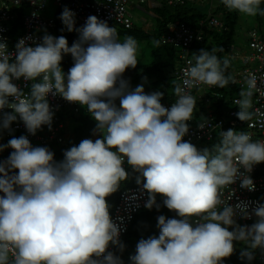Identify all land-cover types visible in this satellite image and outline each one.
I'll return each mask as SVG.
<instances>
[{"label":"clouds","instance_id":"obj_1","mask_svg":"<svg viewBox=\"0 0 264 264\" xmlns=\"http://www.w3.org/2000/svg\"><path fill=\"white\" fill-rule=\"evenodd\" d=\"M31 2L43 6L42 0ZM221 3L230 12L264 17V0ZM60 19L68 32L78 33L71 46L65 36L46 30L41 37L20 39L14 51L0 37V132L11 131L18 119L33 136L44 126L51 130V95L85 108L100 138L82 139L59 161L50 148L33 146L25 135L0 144V152L12 149L0 160V264H123L109 250H125L123 217L120 223L112 218L107 198L133 173L141 195H147L143 206L159 210L160 195L178 218L159 215L158 237L141 238L130 264H223L236 243L243 245L241 260L251 262L256 250L264 252V203L231 204L234 189L224 198L225 189L237 181L240 188L255 191L250 173L264 163V140L234 128L221 130L211 147L198 148L184 139L196 115L191 89L235 83L228 72L235 57L221 58L224 48L215 46L194 52L182 81L171 82L176 99L169 108L161 103L163 92H146L142 84L131 89L124 78L140 62L135 37L121 40L115 26L95 15L76 27L75 13L67 7ZM160 43L152 41L156 48ZM65 55L73 60L67 73ZM244 79L247 90L240 91L236 116L249 122L258 112L252 111V97L260 88L254 73ZM21 80L27 91L15 83ZM197 127L209 129L210 120L200 116ZM237 218L255 219L241 225Z\"/></svg>","mask_w":264,"mask_h":264},{"label":"built area","instance_id":"obj_2","mask_svg":"<svg viewBox=\"0 0 264 264\" xmlns=\"http://www.w3.org/2000/svg\"><path fill=\"white\" fill-rule=\"evenodd\" d=\"M203 1L205 0H165V4L170 7H178ZM145 2L146 0H140L141 4ZM42 3L43 6L41 7L40 3L33 4L31 0H19L18 3L17 0H0V37H3L7 41L10 51H14L16 43L24 37H41L45 30L47 33L55 36L56 18L54 17V13L50 17L45 15L50 3L54 5L55 10L65 7L72 10L75 13L76 27L84 25L87 17L90 15L107 20L110 26L131 29L134 25L133 17L129 9L131 0H42ZM23 5H26L27 8L22 16H20L22 31L18 35H14L15 25L19 20V13ZM206 26L220 29L222 28V23L218 17H211L207 21H202L200 28H193L182 22H173L167 25L166 31L161 37V43L172 46L178 52V63L174 70V77L177 82L182 81L183 71L189 66V61L193 60L191 55L193 44L203 41L204 35L202 29ZM72 34L73 38L69 46L78 38V33L73 31ZM247 41L250 53L241 55L232 47L228 54L235 57L232 60L233 62L238 60L242 61V68L233 71L235 83L232 84L238 87L239 96L231 100V106L224 110L222 117H217L215 114L217 108H207L206 112L200 109V105L206 107L211 106V98H222V95L215 90V87L200 85L191 89V94L197 98L196 115L194 120L190 122V131L184 138L185 140H190L194 145L198 143L209 144L219 139V132L221 130H227L229 128H234L237 131H246L251 135L253 140H264V127H262V123H264V95L261 94L264 92V84L260 82V79L264 78V28L257 27L251 29L248 32ZM248 73H254L258 78L257 87L260 88V91L254 92L252 97V111L257 112L258 110V112L254 115L252 121L241 122L236 116L238 111L236 101L241 99L240 91L242 89L247 90L244 78ZM15 83L25 91L28 90L25 88L23 80L15 81ZM48 99L55 113L51 130L47 126H44L33 136L27 132L22 121L18 119L12 123L11 131L3 130L0 132L4 136V144H7L8 140L12 137H19L21 135L27 136L33 146L39 144L40 146L50 148L51 145H59L65 141L67 135L63 136V131L66 133V122L72 117L78 116L83 107L78 104L69 103L59 96L52 97L50 95ZM175 99L174 96L171 101L163 103V105L170 108L171 104L175 102ZM4 111L10 112L11 109H4ZM197 114L210 120L211 127L209 129H198L197 122L199 118H197ZM249 124L253 126L249 127ZM11 151V148L5 149L0 154V160L7 159ZM125 167L126 169L128 168L127 164H125ZM250 176L255 184V191L240 188L239 181H237L230 188L225 189V199L231 195V190H235L229 203L235 204L238 200L264 203V163L254 166ZM140 190L141 186L122 191L112 210L111 216L117 223H120L119 218L123 217L122 227L125 230L121 232V241L136 216L146 209L143 205L147 199V195L146 193L141 195ZM134 196L137 199H130ZM137 204H139V207H136ZM254 219L245 220L237 218V222L241 225H250L254 222ZM114 249L115 247L109 248L113 252ZM134 254L135 252L128 256L126 264H130L129 257ZM255 264H264V252L259 249L256 250Z\"/></svg>","mask_w":264,"mask_h":264},{"label":"trees","instance_id":"obj_3","mask_svg":"<svg viewBox=\"0 0 264 264\" xmlns=\"http://www.w3.org/2000/svg\"><path fill=\"white\" fill-rule=\"evenodd\" d=\"M210 6V5H209ZM261 7H264V3L261 4ZM26 5L20 10L19 20L15 25L14 35H18L22 31L21 18L22 14L26 10ZM64 8L56 9L54 12V17L56 18V29L54 35L59 37L61 35L65 36L70 44L71 39L73 38L72 32H68L60 19V15ZM155 25L151 32L146 31L142 27L133 25L131 29H124L119 26H115L121 37L125 35H131L137 39L139 44L143 42H151L153 39L161 41L162 35L165 33L167 25L173 22H182L193 28H200V23L202 21H207L211 17H218L222 23V28H215L206 26L202 29L204 39L203 41L196 42L191 48V55L193 57L194 52H198L201 48L209 49L213 46L223 47L224 52L218 53V55L223 58L228 55L230 49L235 45V32L238 22V14L234 11H228L224 5L221 3L215 10H212L206 5L202 8H197L196 3H189L183 6L170 7L165 3L162 6H156L153 8ZM219 14L221 15L219 17ZM258 28H264L263 20L264 17L257 15ZM62 29H64L62 31ZM152 59L148 63H138L135 68L134 77L130 81V88L134 89L137 85H143L146 92L151 91H161L164 93V97L161 100V103H166L171 101L174 98L172 94V80H176L174 77V70L177 67L178 56L177 50L169 45H164L160 43L158 48H152ZM233 64V61L231 62ZM73 65V60L70 55H65L62 61V68L64 72L68 71ZM236 67L228 69V72L233 75V71L236 70ZM167 70L169 71L167 73ZM231 70V71H230ZM215 90L222 95V98L216 99L211 98V106H201L200 109L203 112H206V109L217 108L215 112L217 117H222L224 115V110L228 109L231 106V100L234 97L239 96V89L236 85L230 83L226 88L215 87ZM117 106H119V100L116 101ZM64 117V116H63ZM200 115L197 114V118ZM71 120L75 123L72 137L67 135V132L63 131V136L65 141L59 145H51L50 149L55 154V159L57 161L63 159V151L70 148L73 145H78L82 139H91L93 130L95 128V121L87 113L86 109L83 108L78 116L72 117ZM97 138H100L98 136ZM217 142V141H216ZM212 143H198L196 146L198 148L211 147ZM128 170L131 173V169L128 167ZM136 175L131 174L129 179L122 182L120 188L117 192L113 193L107 198L110 205V214L117 203L119 195L122 191L138 187L136 183ZM163 197L157 195V202L161 204V208L157 210L153 208L151 210L145 209L139 213L131 224L128 232L122 239V242L125 244V250L121 253L116 248L114 252L119 255L123 261V264H126L128 256L136 251V245L141 238L147 239L150 236L159 235V229L157 228V217L159 215H165L168 218H178L175 217V213L169 211L162 204ZM235 246L237 249L234 251L233 255L228 258H225L223 264H255V258L249 262L246 259H240V251L243 245L236 243Z\"/></svg>","mask_w":264,"mask_h":264},{"label":"rangeland","instance_id":"obj_4","mask_svg":"<svg viewBox=\"0 0 264 264\" xmlns=\"http://www.w3.org/2000/svg\"><path fill=\"white\" fill-rule=\"evenodd\" d=\"M148 4L141 6L140 7H135V6H129L130 13L132 14L134 24L136 26L142 27L148 32H151L152 29L154 28L155 25V19H154V13H153V8L150 6L156 5V6H162L165 3V0H146ZM221 0H205L203 2H197L196 7L197 8H202V6L206 5V7H210L212 10H215L218 6H220ZM210 5V6H209ZM55 10V7L52 3L49 4V8L46 11V16L50 17L53 15ZM237 13V12H236ZM238 14V22H237V27H236V32H235V46L234 48L236 49V52L243 55V54H248L250 53V50L248 48V41H247V35L248 32L253 29L258 27V20L257 16L256 17H248ZM221 15L219 14V17ZM263 25H264V20H263ZM121 40H123V37H121ZM152 48L153 44L151 42H143L140 44V52L138 55L139 63H148L152 59ZM236 67L238 69L242 68V61L238 60L233 62L231 64L230 68ZM231 71V70H230ZM134 72L135 69H128L126 70L125 74H127V77L131 79L134 77ZM169 71L167 70V73ZM75 123L72 121L69 125L70 128V135L73 131ZM34 146H40L39 144H35ZM237 247L235 246V250Z\"/></svg>","mask_w":264,"mask_h":264},{"label":"crops","instance_id":"obj_5","mask_svg":"<svg viewBox=\"0 0 264 264\" xmlns=\"http://www.w3.org/2000/svg\"><path fill=\"white\" fill-rule=\"evenodd\" d=\"M146 4H148V3L145 2L144 4H141L140 0H131V3H130L131 6L140 7V8H141V6H144ZM150 7L154 8V7H156V5H153V6H150ZM124 78L129 80V82H130V79L127 77V74H125V73H124ZM71 122H72L71 119L66 122V132H67V135H69L70 137H72V133L70 135L71 131H70V128H69V125H70ZM98 136H99L98 134L97 135L92 134V138L91 139L94 141L95 139H97ZM0 144H4V136L1 133H0ZM3 152H0V154H2Z\"/></svg>","mask_w":264,"mask_h":264}]
</instances>
